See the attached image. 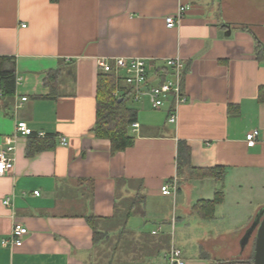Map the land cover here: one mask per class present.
Returning a JSON list of instances; mask_svg holds the SVG:
<instances>
[{
  "label": "crops",
  "instance_id": "1",
  "mask_svg": "<svg viewBox=\"0 0 264 264\" xmlns=\"http://www.w3.org/2000/svg\"><path fill=\"white\" fill-rule=\"evenodd\" d=\"M180 5H188L184 17L168 28ZM260 47L264 0H0V57L17 75L15 94L0 95V151L19 121L47 134L20 136L14 169L0 176V264H98L92 223L110 230L111 264H120L123 247L126 264H168L172 246L186 264H251L257 229L249 231L264 198L230 208L227 182L264 174ZM177 56L186 97L177 123L168 104L130 98L139 127H130L132 145L112 152L111 140L94 132L103 66L117 57L147 59L153 85L171 79L166 62ZM255 129L260 136L250 146ZM216 168L219 177L205 173ZM220 181L225 197L210 211L201 203L215 198ZM241 202L252 210L238 219ZM226 220L248 225L233 246L211 247L214 259L202 240L210 232L217 236L206 243L227 240L231 230L213 226ZM15 222L28 234L4 246ZM178 223L195 227L180 246Z\"/></svg>",
  "mask_w": 264,
  "mask_h": 264
},
{
  "label": "built area",
  "instance_id": "2",
  "mask_svg": "<svg viewBox=\"0 0 264 264\" xmlns=\"http://www.w3.org/2000/svg\"><path fill=\"white\" fill-rule=\"evenodd\" d=\"M187 9L188 5H180L175 15L168 16L166 18L168 28L178 26ZM166 65L172 69V72L169 73L171 79L153 85L150 84L152 76L150 75L149 62L144 58L117 57L112 62L105 64L103 66V71L104 73L122 75L132 100L138 102L146 99L156 108H162L168 104L170 106L169 121L171 123H177L178 108L186 100L182 92L181 84L185 65L179 56L168 59ZM26 100L27 97L22 98V101ZM133 127L137 128L139 124L134 123ZM20 136L44 138L47 134L45 132H35L26 122L19 121L14 136L7 138L8 145L6 149L0 151V176L8 174L14 169V158L12 154L16 149V142ZM259 136L260 130L258 129L249 132L246 140L248 145H255ZM61 141L62 144H68V140L64 136L61 137ZM162 193L164 195H171L173 193L170 184H164L162 186ZM35 194L40 195V192L36 191ZM3 203L4 205H9V199L4 200ZM171 224L175 226V218H173ZM157 233L158 230L153 231V234ZM27 234L28 229L21 223L15 222L10 236L3 239L2 244L4 246L10 243L14 245L21 244ZM165 259L168 264H186L183 251L175 246H172L170 250L165 253Z\"/></svg>",
  "mask_w": 264,
  "mask_h": 264
},
{
  "label": "trees",
  "instance_id": "3",
  "mask_svg": "<svg viewBox=\"0 0 264 264\" xmlns=\"http://www.w3.org/2000/svg\"><path fill=\"white\" fill-rule=\"evenodd\" d=\"M258 57L259 60L264 62V47L258 49ZM6 61L7 59L0 57V95L11 96L16 91L17 75L14 68L6 67ZM123 82L122 75L107 73L101 76L99 86L98 112L94 132L97 137L109 138L111 140L112 152L114 153L132 145L133 137L130 135V127L137 121L136 110L127 105L130 100V92ZM122 90H124L122 95L116 94L117 91ZM121 98L122 101H120ZM40 143L36 139L32 141V146ZM42 149L43 146L39 147L37 151ZM205 173H213L216 177H219L217 168L206 170ZM224 197L225 192L221 189L216 192L213 200L202 202L201 204H203L202 206H207L211 211L223 201ZM92 227L94 230V241L104 251L107 248L108 242H111L110 230L109 228L101 229L95 223H92ZM254 254L250 261L251 264H254Z\"/></svg>",
  "mask_w": 264,
  "mask_h": 264
},
{
  "label": "rangeland",
  "instance_id": "4",
  "mask_svg": "<svg viewBox=\"0 0 264 264\" xmlns=\"http://www.w3.org/2000/svg\"><path fill=\"white\" fill-rule=\"evenodd\" d=\"M131 102L140 103V102L133 101V100H131L130 103ZM253 176L252 177H247V178H244V179L243 178L240 179L238 177L237 179H235V183H233L231 181H228L227 182V191H228V197H229L228 203H229V207L230 208H236V206L238 205V202L240 200H246V198H248V197H251L253 199L254 198V195L257 198H259V197L264 198V174H261L259 176L258 175H253ZM248 179H250L249 180V183L248 184H244L243 182L245 180H248ZM221 184L223 185L224 182L223 181H220V185L218 184V187L219 186L220 187L218 189L224 190ZM240 184L243 185V188L242 189H240V187H239ZM246 185L252 186L254 188V190H252V188H250V187H247ZM235 201H237V203ZM239 210H240L239 211V215L237 217L238 219L240 217H242V215L246 214V212L248 210H252V209L250 207H248V203L247 202H241V205L239 207ZM261 210H262V208L259 210V212H261ZM256 219H257V217H254L253 218L254 221ZM216 225L224 226L225 228L230 229L231 232H230L229 238L227 240H225V239H218L215 242L217 244L209 243L210 241H208L206 243V240L209 239L210 237L212 238V237L217 236L213 232H210V237L209 238H207L205 240H202V241H204L203 243L205 244V249H206L205 250L204 247H202V249H203L202 251H205V252L208 251L207 252V255L210 256V257H212V258H214V259L217 256L214 255V254H212V248L216 247V245L221 246V244L227 245V246L228 245L233 246L232 244H233L234 238L239 234V232L241 231L240 229H242L243 227H247L248 224H246V223L229 222L228 220H226L225 223L213 224V226H216ZM194 228L195 227L192 226V225H190V224L178 223V229H177V235H176L177 237H176V239L178 241L177 243L179 244V246L180 245H183L186 242H189L190 237H192L194 235V233H193ZM242 240L243 241H246L247 240L246 235H245L244 238H242ZM224 243H226V244H224ZM113 245H114V243H113V240H112L111 242H108L106 250L104 249V251H102L101 254L98 253L99 256H98V258L96 260L98 264H111L112 257H111V255L109 253H111L110 249H111V247ZM250 245H251V249H249V250H251L250 256H252V253L254 252V251H252L254 245L253 246H252V244H250ZM250 245L248 247H250ZM138 246H139V244L135 246V248L137 250L140 249V248H138ZM189 246L190 245L187 244V247H189ZM185 248L186 247H184V250H186ZM120 249L121 250L119 251V255L117 257L118 258L117 261L120 264L121 263L122 264H126V262H128L127 259H130V257H131L130 256V253L129 254H126V251L128 249L126 247H123V248H120ZM247 250H248V248H247ZM127 256L129 258H127ZM242 256H245V255L242 254Z\"/></svg>",
  "mask_w": 264,
  "mask_h": 264
},
{
  "label": "water",
  "instance_id": "5",
  "mask_svg": "<svg viewBox=\"0 0 264 264\" xmlns=\"http://www.w3.org/2000/svg\"><path fill=\"white\" fill-rule=\"evenodd\" d=\"M120 101H122V98ZM256 229L257 235L255 243L254 264H264V207L252 225L249 235Z\"/></svg>",
  "mask_w": 264,
  "mask_h": 264
},
{
  "label": "flooded vegetation",
  "instance_id": "6",
  "mask_svg": "<svg viewBox=\"0 0 264 264\" xmlns=\"http://www.w3.org/2000/svg\"><path fill=\"white\" fill-rule=\"evenodd\" d=\"M238 264H245V263H239V262H238Z\"/></svg>",
  "mask_w": 264,
  "mask_h": 264
}]
</instances>
